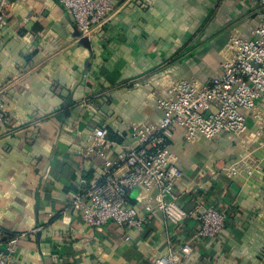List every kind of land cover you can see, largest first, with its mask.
<instances>
[{
    "label": "crops",
    "instance_id": "0c3cea01",
    "mask_svg": "<svg viewBox=\"0 0 264 264\" xmlns=\"http://www.w3.org/2000/svg\"><path fill=\"white\" fill-rule=\"evenodd\" d=\"M115 2V14L85 37L87 47L54 0L8 4L0 29V89L8 117L0 130V233L25 234L14 264H152L186 243L192 251L179 264H264V147L257 146L256 124L240 137L186 144L178 130L171 140L182 171L178 207L209 204L228 214L216 240L193 241L195 221L173 224L135 201L145 221L127 233L128 242L115 223L89 228L70 209L78 185L98 180L104 160L133 144L129 125L160 116L150 93L163 77L201 84L218 79L230 28L247 37L261 17L251 0ZM96 127L108 129L110 142L82 158L78 145ZM231 166L238 170L232 177L225 173Z\"/></svg>",
    "mask_w": 264,
    "mask_h": 264
},
{
    "label": "built area",
    "instance_id": "2783aa9c",
    "mask_svg": "<svg viewBox=\"0 0 264 264\" xmlns=\"http://www.w3.org/2000/svg\"><path fill=\"white\" fill-rule=\"evenodd\" d=\"M70 16L80 37H91L115 14V0H54ZM261 9L259 23L244 36L243 30L232 27L226 46L221 50L222 75L209 84L197 79L165 75L159 88L150 95L160 116L152 122L132 123L128 135L133 144L104 160L102 176L88 186L78 185L71 193L70 209L77 212L89 228H101L113 222L122 228L125 242L128 232L145 221L132 201L146 213H163L173 224L184 219L199 227L195 240L212 241L219 237L228 214L209 204L190 211L177 205L175 186L182 177L171 140L176 131L183 133L186 144L197 139L214 140L221 135L242 136L250 125L259 126L258 147H264V0H251ZM10 0H0V29L6 23ZM159 94V96H156ZM6 96L0 89V130L7 124ZM81 132L77 131V138ZM109 131L96 127L85 134L77 154L91 158L103 152L110 142ZM238 172L235 166L226 169L228 176ZM138 191L132 200V195ZM20 237L0 233V264H14L16 244ZM192 248L189 243L158 256L152 264H179Z\"/></svg>",
    "mask_w": 264,
    "mask_h": 264
},
{
    "label": "water",
    "instance_id": "95a60500",
    "mask_svg": "<svg viewBox=\"0 0 264 264\" xmlns=\"http://www.w3.org/2000/svg\"><path fill=\"white\" fill-rule=\"evenodd\" d=\"M75 37H78V38H80L79 40H80V44L81 45H83L84 47H87V43H88V41H87V38H85V37H80V34L76 31V35H75ZM69 105H70V102L68 101L67 103H66V105L64 106V110H65V115L66 116H68V114H69V109H68V107H69ZM138 191H135L134 193H133V196L137 193ZM6 249H5V247H0V252H4V253H6V251H5Z\"/></svg>",
    "mask_w": 264,
    "mask_h": 264
}]
</instances>
